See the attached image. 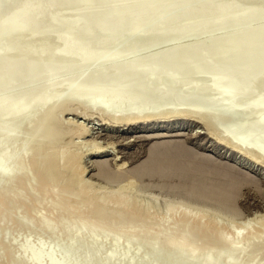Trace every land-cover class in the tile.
<instances>
[{
  "label": "bare ground",
  "instance_id": "obj_1",
  "mask_svg": "<svg viewBox=\"0 0 264 264\" xmlns=\"http://www.w3.org/2000/svg\"><path fill=\"white\" fill-rule=\"evenodd\" d=\"M83 1L85 0H0V121L3 124L0 125L2 126L0 129V214L6 213L8 216L17 213V207L22 203L24 195L33 197L34 194L36 197L34 190L36 189L37 176L33 173L36 168L42 164H48L49 167L47 165V168L44 169L45 175L50 171L56 173L60 171V165L62 166L60 160L62 162V159L65 158V153H60L61 158H59L61 155L57 157L59 152H56V147V150L53 151L52 146L64 139L66 135L73 133V129L67 123V125L60 123L59 126V123L54 120L59 115L69 114L73 110L67 104H56L58 94L57 97H54L53 94L46 97L45 92L60 91L64 94V101L69 100L74 105L85 106L83 110L87 108L88 111L94 107L89 101L99 103L107 101L109 103L106 104L107 111L97 108L103 111L102 115L110 122L124 123L129 126L143 124L145 121L148 123V121H155L161 117V121H158L169 123L176 115L173 113H177L181 119L183 116L192 115L197 118V123L204 124L207 129L213 127L216 130L218 128L219 131L222 130L220 133L225 130V133H222L223 136L220 135L218 129L216 130V133H219L216 139L217 145H228L226 143L233 139L238 140L243 134L242 137L246 138V142L241 145L233 141L230 146L228 145V150L245 159L254 158L256 161L254 163H264V145L259 144L264 143V127L259 125L260 120L264 119V0H222V2L220 0H210V2L195 0H86L85 2L88 3L82 7L79 3ZM185 17L190 21L184 20ZM6 27L10 29L8 30ZM34 27L36 31L38 28L40 29H38V33L32 30ZM29 29L32 30L33 35ZM67 35L75 37L76 40L67 38ZM34 43L39 48L51 53L58 51L62 46L59 56L63 60L64 67L61 71L51 66L37 67L38 61L44 56L42 52H33L31 44ZM158 47L162 49L159 50ZM152 48H155L153 52L150 51ZM156 50L159 51L156 52ZM81 52L83 55H80L79 58L82 59L85 56V62L77 65L79 58L76 54ZM143 53L146 57L144 59L141 58L144 56ZM76 57L78 60H74ZM28 58L30 59L28 60ZM111 62L112 64L109 66ZM71 63L74 64L73 67L70 66ZM25 64H28L30 69H26ZM107 64L109 68H116L110 75L103 77L100 74L108 68ZM73 69L77 72L75 71V73ZM87 69L99 71L95 75L88 76L86 75ZM62 71L75 74L71 79L62 82L55 78L49 80L50 76ZM161 71L163 72L161 73ZM49 72H52L53 75ZM44 73L49 74V77ZM45 76L49 81L44 80L45 84H43ZM13 77L18 79L14 83L12 82ZM7 80H11V83ZM22 81L23 83L24 81L31 82H28L27 86L24 84L25 87H23ZM185 81H189V83ZM5 82L15 87L11 89L9 85L7 88L8 84ZM152 87H154L153 91ZM171 88L172 90H166ZM176 89L177 91H175ZM70 90L72 92L76 90L74 94L82 99L75 98L71 93H68ZM163 90L167 94L166 96L162 95L164 94L161 92ZM40 95L44 97L40 98ZM137 95L140 96L141 101L136 104V111H129L127 108L131 106L130 100ZM35 97H39L40 101L34 102L33 98ZM191 97L193 100L190 99ZM164 104H169V107L162 108ZM192 104L193 107L195 106V110L188 108ZM162 109L166 110V115L157 118L158 113L163 114ZM40 115H43V119L34 120V117L38 118ZM27 117H31L29 121L25 120ZM54 122L57 123V126L54 125ZM238 126H243L244 129L241 127L239 131L237 130ZM245 126L253 127L251 135H245L248 134L247 131H251L249 128H246V131ZM213 129L211 132H215ZM41 130L48 133L44 132L46 136L42 135L43 138L40 140L36 138L37 136L36 139L32 138L26 142L20 139L22 133L28 131L33 133L34 131L38 134ZM238 131L241 134L236 136ZM218 139L220 140L218 141ZM252 141L259 145H251ZM33 146L38 149L35 156L28 153L29 148ZM98 166L103 169L105 164L98 163ZM137 169L139 176L140 174H151L160 177V179L165 177L164 179L176 180L178 187L184 189L182 191L191 198H196L199 201H215L223 210L234 201L241 188L251 183V179L237 171L235 167L223 165L207 156L200 155L186 144L176 140L150 141L146 150V159ZM41 170L37 169V171ZM18 176H24V181L18 182ZM77 176H73L74 180L72 181L78 179ZM57 185L58 182L54 186L57 190L50 189L53 188L52 183L51 186L48 185L50 188L39 193L41 195L37 201H43L45 199L43 196L48 198L47 196L51 195L49 199L53 196V200L58 197L61 202L62 199H67L70 203H74L72 197L80 198L83 196L82 193H86L82 190L74 193L67 187L56 188ZM70 185L68 184V186ZM32 192L34 193L31 195ZM54 196H56L55 199ZM93 199L95 200V198ZM67 200H65L66 203ZM126 201L113 205L108 204L107 199L87 203L81 208L80 215L70 217L72 222L69 226L56 222L51 228L43 231L44 236L48 240H52L63 233H72L76 237L72 236V238L66 239L63 245L91 248L96 244L97 237L87 240L85 239L86 233L91 234L96 228L101 231L99 226L104 220L122 216L119 217L118 223H116L118 220L114 221L116 223L115 229L112 225L114 231L104 239V243L95 253V255L101 256L105 253L106 244L111 243L112 246L114 243L113 235L130 233L131 236L134 231H136L134 232L136 236L144 234L143 227L134 228L135 230L133 227L131 228V221L136 217H134L135 214L132 215L133 217L129 215L125 217L130 210H133L131 208L136 207L137 209V199L131 198L130 201ZM22 205L24 204L22 203ZM31 207L24 205L23 213L26 217L32 218L33 224L47 220L51 215L50 207H46L45 211L36 212ZM140 210L144 211L145 209L143 207ZM160 212L162 211L158 213ZM163 212L162 214H164ZM166 214L168 215V213ZM56 215L60 218L65 217L64 213ZM82 216L91 217L92 222L97 221V223L94 226L78 225L79 227H76V222ZM202 216L182 214L185 227L181 226L184 230L179 232L177 228L169 226L166 230L164 229L163 233L161 232L163 238L159 236L160 222L155 221V218L154 221L150 220L152 228L156 230L153 237L158 235L163 241L165 239V243L162 248H155L153 255L146 259L143 252L138 250L131 254L133 255L131 260V257L128 258L131 262H126H129L128 264H133L134 261V264H252L254 258L264 254L263 236L262 242H257L258 244L251 248L255 251L253 258L250 257L253 250H251L252 253L250 251L248 253L249 246L246 245V242L249 234L246 235L248 232L245 231L233 233L227 229L230 235H225L226 231L220 239L218 237L220 233L218 235L216 232L218 238L211 236L210 241L202 243L205 242L202 240V244L197 245L195 238L212 233L213 227L217 229L216 222L211 223L212 230L206 228V220ZM171 217L175 218L173 215ZM32 223L19 220L16 222V226L29 229L33 225ZM0 227L8 228L9 224L1 223ZM194 231L197 233V237L190 235ZM263 233L260 232V234ZM124 235L126 237V234ZM138 237L135 238L138 239ZM232 239L241 245L235 253L232 252L233 255H229L225 252L229 250V243L232 242ZM127 241L129 240L127 239ZM115 242L117 246L122 245ZM116 245L113 244L114 248ZM220 246L225 251L214 253ZM185 247L188 249L184 253L175 254L182 248L186 249ZM49 248L42 243L17 255L15 248L10 244L7 245L4 236H2L0 238V264H27L29 258L33 260L31 264H74V260L77 259L72 250L47 259ZM116 248L119 250L118 247ZM166 248H169L172 253L167 261H162L163 257L159 255V251L166 250ZM115 250L113 251L115 259L113 262L121 261L120 253L124 254V249H120L122 252ZM211 252L212 258H210ZM95 255L93 256L95 257ZM84 257L81 260L86 263L90 262L92 258L88 254ZM128 259L125 258V260ZM94 260L91 261L93 264ZM116 264H120L119 261Z\"/></svg>",
  "mask_w": 264,
  "mask_h": 264
},
{
  "label": "rangeland",
  "instance_id": "obj_2",
  "mask_svg": "<svg viewBox=\"0 0 264 264\" xmlns=\"http://www.w3.org/2000/svg\"><path fill=\"white\" fill-rule=\"evenodd\" d=\"M195 1L210 2V0H195ZM220 1L222 2V0H220ZM193 17H196V16L193 15ZM188 18H190V17H188ZM184 20H186V17ZM191 20H192V16H191ZM181 21H183V20H181ZM186 21L189 22L190 20H186ZM6 28H8V27H6ZM36 28H38V27H36ZM9 29L10 28H8V30ZM38 29L36 31L35 27H34V29L32 28V30H35L36 33H38V31L40 30V29L39 30ZM32 30H30L31 34H32ZM6 31H7V29H6ZM25 32L27 33V31H25ZM35 32H33V33L36 34ZM67 38H70V39L72 38V40L74 38L76 40V38L73 36L67 35ZM31 48L33 49V52H35V51L42 52V54L44 56L43 59L38 61L39 63L37 64V67L51 66L53 68L58 69V71H61L62 67H64L62 64L63 60H61L60 56H59V51H62V46L59 47L58 51H53L52 53L48 52L42 48H39V46L35 43L31 44ZM127 49H129V48H127ZM152 49H150L151 52L154 51V49L153 50ZM157 49L160 50L162 48L158 47ZM159 50H156V52H158ZM147 52L148 51H146V53ZM76 55L79 58L80 55H83V52L78 53ZM76 55H74V56H76ZM142 55H144V53ZM154 55H157V54H154ZM30 58H28V60ZM141 58L144 59L146 57L144 55ZM80 59H81V57L79 58V61H80ZM74 60H78L77 57ZM78 62H77V65L84 63L85 62V56L81 59V61L79 63ZM109 64H110L109 66H111L112 62ZM141 64H142V62H141ZM25 65L27 66L26 69H30L28 64H25ZM92 65H94V63H92ZM70 66L73 67L74 64L71 63ZM109 66L107 64L108 68H109ZM96 67H97V65H96ZM94 68H95V65H94ZM94 68H92V69H94ZM108 68H106L105 72L102 71V73L100 75L103 77L108 76L111 74V72L116 67H111L109 69ZM89 70L90 69H87V71H86V75H88V76L95 75V74H97L96 72L99 71V70H90V71ZM73 71L77 72V70H74V69H73ZM74 72L68 73V72L62 71V72H58L56 74L54 72L55 75H53L52 72H49L50 74L52 73V75L54 76V77L50 76L51 79L49 77V74H47V73H44V74H47L46 76L49 77V80H52L53 78H55L59 82H62L64 80L71 79V77H73L74 74L76 73V72L75 73ZM162 72L163 71H161V73ZM164 73H165V71H164ZM164 73H163V75H165ZM56 75H57V77H55ZM41 76H43V75H41ZM46 76L44 77V79L42 81V82H44L43 84H45L44 80L49 81L46 78ZM169 77H170V75H169ZM14 78H16V77H13V81H12L13 83H14V81L16 82V80H18L17 78L16 79H14ZM25 81H24V83H23V81L21 82L22 86L24 84L27 86L31 82V81H27V83L29 82L27 84ZM40 81H41V78H40ZM7 82L11 83V80H9V81L7 80ZM7 82H5V84ZM185 82L189 83V81H185ZM9 83H7L8 85H6L7 88H9L8 87L10 85ZM11 85H10L11 89H12V87H15V86H13V85L11 86ZM23 87H25V86H23ZM151 89L153 91L154 87H152ZM166 90H172V88L166 89ZM175 91H177V89ZM74 92H72V90H70L68 93H71L75 98H80V97H78V95L74 94ZM161 92L164 93V90ZM37 94H38V92H37ZM44 94L46 97L51 95V94H53L54 97H57V94H58V97L56 98V104H62V103L64 105L67 104V105H69V108H71L73 110L69 114L59 115V117L56 118L57 120L56 119L54 120L57 123H59L58 124L59 126L63 123L65 125L68 124L69 127L73 129L72 130L73 133L69 132L70 134L65 136L66 139L63 137L64 139H61L60 142L58 141V143H56L57 146L55 144L52 146L53 151L56 150L55 149V147H56L57 148L56 152H59L57 157H59V155L65 153L66 159L63 158L62 162L60 160V164H62V166L60 165L61 168H60V171H58L59 173L58 172L54 173V171H50L51 173L49 172L47 175H45L46 173H45L44 169L49 167V165L47 164L48 165L47 166L46 164L45 165L42 164L41 166H39L40 168L38 167L35 169L36 172H35V170L33 171V173L36 174V176H37L36 189L38 191L36 189L34 190V192L36 191L35 192L36 197L33 194L34 192L31 193V195L33 194L32 195L33 197L25 196V195L22 197V203L24 205L32 206L31 208L35 212L36 211H45L46 207H50L51 215L48 217V219L44 220L42 222H38L37 224H33L32 218L26 217L24 215V213H23L24 212V210H23L24 205H22V203L17 207V213L10 214L8 216L6 215V213L0 214V224L1 223L2 224L3 223L9 224L8 228L0 227V238L2 236H4L6 244L7 245L10 244V246L14 247L15 250L17 251V255H20V253L27 251L29 248L37 247V246H39V244L43 243L46 246L50 247L49 251L47 252V257H48L47 259L53 257L54 255H59V254H62V253H65V252L72 250V251H74V253L76 254V257H77V259L74 260L75 261L74 264H89V263L91 264L93 262V259L96 260V261L94 260V264L95 263L96 264H100V263L102 264V262H103V264H113V263L116 264L118 261L120 264H126L127 263L126 261H129L128 258L131 257L130 260L132 259L133 255H131V254H134L138 250H140L141 253L143 252L142 254H143V256H145V259H146V257L148 258V256L150 257L151 255H153V250L155 248H162L163 243H165V239L163 241V239H162L163 237H162L161 232L163 233L169 226H173L175 229L177 228V230L179 232L184 230V228H182V227L185 225V223L182 220V214H187V215H191V214L194 215L195 214V215H197V217H201L203 215L202 216V217H204L203 219L206 220V226L205 227L210 229V230H212L211 229V223H213V222L217 223V226H216L217 229L213 227L212 231L215 232V233L212 232L213 234L208 229L207 230L210 233H207L208 235H204V236L201 235V237H199V236L197 237L196 236L197 233L195 231H194L195 233L194 232L190 233V235L192 237H197V238H195L197 245H199V243H201L202 240L205 241L202 243L208 242V240L211 236L216 237V238L219 237V239H220V237L222 235H224L226 233V231H227V233L225 235H227V234L230 235L229 231L227 230V229H230V231H232L233 233H239V232L243 233L244 231L246 233L248 232L247 234L245 233L246 235L249 234L248 240L246 242V245L249 246L248 253H249V251L251 252V250H253L252 251L253 253L251 252L252 256H250V257L253 258L254 251H255L254 249H251V248H254L256 246L255 244L262 242V239H263L262 245L264 247V238H262L264 236V233H263L264 232L263 231L264 230V228H263L264 227V163H262V162H261L262 164L254 163V162H256L254 158L253 159L250 158L251 160L245 159L241 155L228 150L231 142H233V141L237 142L238 144H241V145H243V142H246L245 141L246 138L242 137L243 134L241 137L238 136V137H240L238 140L233 139V141L226 143L229 146L223 145V144L217 145L216 139H217V136H219L220 131H222V130L219 131V129L216 128V130L218 129V131H219V133H216V130L213 129V127H211V129L215 130V132H213V131L211 132V129L208 128L210 130L209 131L206 128L207 126L205 127L204 124L197 123V120H196L197 118L192 117V115H190V116L185 115L187 117L183 116V118L181 119L180 117L177 116V113H173V115L176 114L175 116H173V118H175V119L172 118V120L169 123H163V122L161 123L160 122L161 121L160 119H162L161 116L166 115L165 114L166 110L162 109L163 114L160 112L161 114L158 113L160 116L158 114H157L158 116H156L157 118L158 117H161V118H158L155 121H148V123H147V121H145L143 124H136V125L129 126V125H124V123H113L112 121H111L112 122L111 123L109 119L107 120V118H105V116L102 115V112L107 111V109H108L106 104H109V103L107 101L106 102L104 101L102 103L89 101V103H92L94 107L92 108L93 110L90 108L91 111H88L89 109L87 110V108L85 110H83V108H85V106L81 107L80 105H74L69 100L64 101L63 100L64 94L61 93L60 91H57L56 93L45 92ZM162 95L166 96L167 94L164 93ZM43 97H44L43 95L42 96L40 95V98H43ZM80 99H82V98H80ZM190 99H192V97ZM107 100L112 101L111 99H107ZM33 101L39 102L40 101L39 97L33 98ZM62 101H64V102H62ZM140 101H141L140 96L137 95L135 97H132L130 100L131 106L128 107L127 109H129V111H132V112L136 111V109H137L136 104H139ZM126 102H129V101H126ZM224 102H222V103H224ZM204 105H208V104H204ZM168 107H169V104H164L162 108H168ZM194 107L192 104V106H189L188 108L195 110L196 108H194ZM97 108L103 109V111L100 109L98 110ZM148 108H149V106H148ZM118 109H120V108H118ZM42 116L40 115V116H38V118L34 117V120L38 119L36 121H39L40 119H43ZM176 116L178 117V119L179 118L180 119L178 120ZM30 118L31 117H27L25 120L29 121ZM34 120H33V122H34ZM158 120H160V121H158ZM1 122L2 121H0V125H3ZM57 123H55L54 125L57 126ZM70 124L72 127L70 126ZM249 126H251V125L249 124ZM249 126H245L246 131H247L246 128H249ZM241 127L243 128V126H238V129L237 128L236 129L240 131ZM1 128H2V126H0V129ZM251 128H253V127H251ZM251 128H249L251 131H247L248 134H245V135H251L252 134ZM243 129H242V131H245ZM239 131L236 134V136L241 134ZM44 132H46V131L41 130L38 132V134H36L37 132L35 133L33 131V133H34L33 134L31 131H28V132L22 133L23 136L21 134L20 139H22L26 142V141H29V139L31 140L32 138H35L37 136L36 138L40 140L46 136ZM46 133H48V132H46ZM222 133H220V135H222ZM242 133H245V132H242ZM42 135H43V137H42ZM224 137H225V135H224ZM169 140L170 141L171 140L180 141V142L186 144V146H188L194 152H196L200 155L207 156L210 159H213V160H215L218 163H221L223 165L235 167L237 169V171L247 175L251 179V183H249L250 185L247 184L246 186L241 188L240 191L238 192V194L236 195L234 201H232V203H230L229 207H227L226 209L223 206L225 209V210H223L222 207L220 205H218V203H216L215 201H211V200H209L211 202L199 201L196 198L195 199L191 198V196H188L187 194H185V192H183L184 189H182V188L180 189L178 187L176 180H172V179L169 180V178L164 179L165 177L164 178L161 177V179H160V177L155 176V175H151V174L150 175L142 174L143 176L140 174V176H139V173H138L139 171L137 168L146 159V150H147V147L149 146L150 141L151 142L152 141L153 142H160V141H169ZM219 140L220 139H218V141ZM254 141H252L253 143L251 145H256V146L259 144L261 145V143L258 144V143H255ZM262 144L264 145V143H262ZM58 148H59V150H58ZM37 151H38V149L36 148V146H33V147L29 148L28 153L31 156H35L36 155L35 153H37ZM56 152H54L55 155H57ZM16 157L19 158L18 156H16ZM61 157H62V155L59 158H61ZM14 160L15 161L17 160L15 158V156H14ZM71 160L72 161L74 160V161L72 162ZM98 163H104L105 167H103V169H100L98 166ZM71 165H72V167H71ZM37 169H39V170L42 169V170L37 171ZM135 171L136 172L138 171V172L136 173ZM39 172L41 175L40 174L37 175V173H39ZM81 173H83V174H81ZM75 175L76 176L78 175L77 176L78 179H76L75 181H72V180H74V177H76ZM23 177L24 176H18V178H17L18 182L19 181L22 182V180L24 181L25 177L24 178ZM51 179H52V182H51ZM53 180L56 182L54 183ZM57 182H58V185L56 186V188L57 187H65V188L67 187L69 190H71V192L73 191L74 193L81 192V190H82V192H86V193H84L85 195L82 193L83 196L80 198L79 197H72V199H73L72 201H74V203L73 202L70 203V201L67 199H62V202H61L58 197L56 198V196H54V199L56 198L58 201L57 202V201H55L56 199L55 200L52 199L53 196L51 197V199H49V197L51 195L50 196L48 195L47 196L48 198H46V196H43L45 198V199L42 198V199H44L43 201H40V202L37 201V199H39V197L41 195L39 193H42V192H44V190L49 189L50 188L49 186H51V183L53 185V188H50V189H52V190L55 189L54 186L56 185ZM68 184L69 185L71 184V185L68 186ZM91 187H92V189H91ZM55 190H57V189H55ZM74 193H72V194H74ZM37 195H38V197H37ZM107 197H109V198H107ZM93 198H95L96 201H99L102 199H107L108 204L111 203L110 205L117 204V203H124L123 201H126V200L130 201L131 198L137 199V204H138L137 209H136V207L131 208L133 210H130V212H128V214H126L127 216H125V217H128V215L133 217L132 215L135 214L134 217L135 216L136 217L133 219V221H131V224H132L131 228L133 227V230H135L138 227H143L144 228V234L136 236L134 234V232H136V231H134L131 236L129 235L130 233H124V234H126V237L124 234H119V233L113 235V240L115 238V241L118 242L117 244L121 243L122 248H120L121 246H117L115 241L113 243V240H112V243L114 244V246L116 245V247H118L119 250L124 249L123 250L124 254H123L122 250L119 251L116 247L114 248L113 244L111 246L110 245L111 243L110 244L108 243V244H106V246L104 248L105 253L102 254L103 257H102V255L101 256H99L97 254H96L97 256L95 255L98 248L100 246H102V244L104 243V239L107 238V236L114 231L113 229H115V224L119 222V220H120L119 217L121 218L122 216H117L118 217V218L116 217L117 219L115 217H113V218L111 217L109 219L104 220V222H102V224L99 226V227H101L100 228L101 231H98V229L96 228L93 233H91V234L86 233L85 239H87V240L93 239L94 237H97V239H96L97 245L94 244L93 247H91L92 249L90 247H87V246L70 247L68 245H63V242L66 239L72 238V236L76 237L71 232L70 233L72 235L69 233H66V234L63 233V234L57 236L56 238H54L52 240H48L46 238V236H44L43 231L51 228L52 225L56 222H59L62 225L69 226L71 224L70 222H72V221H70V220H72V218H70V217L80 215L81 214L80 210H81V208L84 207L85 204L90 203V202H96ZM50 200L55 201L54 202L55 204L53 203V201L51 202ZM65 200H67V203ZM120 200H122V201L120 202ZM75 205H76V207H75ZM142 206L145 209L144 211L140 210L143 208ZM157 210H158V212L159 211L163 212V210H164V212H163L164 214H162V212H160L162 214L161 215L160 213L157 212ZM58 213H64L65 217H61V218L57 217L56 214H58ZM166 213H168V215ZM164 215L165 216L167 215V216L165 217ZM172 215L175 218L171 217ZM83 216L81 217V219L79 221L76 222V225H75L76 227L94 226V224L97 223L96 220H95L96 222H92L93 219L91 217H83ZM162 216H164V217H162ZM170 217L172 218V220ZM154 218H155V221L160 222L159 228H161L162 231L160 230L159 236H161L162 238L158 237V235L156 236L157 238L153 237V233L156 230H154L152 228V225H151L152 222L151 221L152 220L154 221ZM19 220H24L25 222H29V223L31 222L33 225L31 227H29V229L28 228L27 229L26 228H23V229L18 228L16 226V222ZM116 220H118V221L115 223L114 221H116ZM180 220H182L181 223H183V224L180 223ZM112 225H113V229H112ZM129 225H130V223H129ZM181 225H183V226H181ZM88 228H92V227H88ZM111 229H112V231H111ZM214 229H215V231H214ZM261 229H263V230H261ZM216 232H218V235L220 233V236H218ZM260 232L263 234H260ZM151 234H152V239H151ZM128 236L130 239L128 238ZM138 236H142V237H138ZM206 236H207V238H205ZM135 237H138V239ZM153 238H154V240H153ZM160 238L162 241L159 240ZM199 238H201V239H199ZM202 238H204V239H202ZM127 239L129 241H127ZM106 240H105V242H106ZM158 240H159V242H158ZM210 240H211V238H210ZM231 241L232 242L229 243V250L225 252L226 254H229V255H233V253H235V251H237L241 245L240 243H238V241H235V239H232ZM155 246H157V247H155ZM115 249L118 250V252H122V254L124 255L123 256L120 253V255L122 256L121 261L118 260V261L113 262L115 260L113 257V251ZM187 249L188 248H186V249L182 248V249L176 251L175 254L178 255V254L184 253ZM91 250H93L92 253H93V255H95V257L92 255V253L90 254ZM216 251L217 252H221V251L224 252L225 250L222 249V247L220 246L215 250V252L214 251L213 252L216 253ZM159 252H160V254L159 253L158 254L162 255V257H163V259L161 258L162 261L163 260L167 261V259L170 258L171 253H172L169 248H166V250L163 249ZM214 253H213V257L215 256ZM87 254H88V256L91 255V257H92L90 262H88V263L84 262V260H81V258H83L85 255L87 256ZM210 255H211L210 258H212V252ZM257 257H256V259L255 258L253 259L254 261L252 264H262L264 262V254L261 255V257L260 256L258 258ZM125 258H127L128 260H125ZM248 259H250V258H248ZM77 260L79 261L78 263H77ZM32 261L33 260L31 258H29L27 264H31ZM109 261H111V262H109ZM159 261H160V259H159ZM162 261H161V263H162ZM129 262H131V261H129ZM132 262H133V260H132ZM134 263H135V261H134ZM145 264H148V263H145Z\"/></svg>",
  "mask_w": 264,
  "mask_h": 264
},
{
  "label": "water",
  "instance_id": "obj_3",
  "mask_svg": "<svg viewBox=\"0 0 264 264\" xmlns=\"http://www.w3.org/2000/svg\"><path fill=\"white\" fill-rule=\"evenodd\" d=\"M85 3H88V2L83 1V2H81V3H79V4H80V6L83 7V5H84ZM259 125H261V126L264 127V119H261V120H260ZM261 144H262V143H261ZM262 145H263V144H262Z\"/></svg>",
  "mask_w": 264,
  "mask_h": 264
}]
</instances>
